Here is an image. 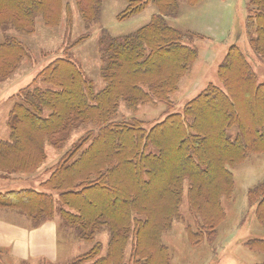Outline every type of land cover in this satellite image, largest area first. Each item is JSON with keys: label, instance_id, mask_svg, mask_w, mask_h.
<instances>
[{"label": "trees", "instance_id": "1", "mask_svg": "<svg viewBox=\"0 0 264 264\" xmlns=\"http://www.w3.org/2000/svg\"><path fill=\"white\" fill-rule=\"evenodd\" d=\"M69 1L86 29L99 21L103 0H0L5 34L0 80L28 55L7 33L30 35L37 19L54 28L65 17L70 26ZM194 1L199 0H126L122 19L150 4L157 14L124 36L101 32L102 89L97 91L72 59V50L86 39L81 37L15 97L7 121L9 140L0 141L3 176L36 173L45 160V146L60 151L84 131L39 185L43 191L0 193V210L25 217L33 229L57 220L75 240L92 244L71 264H170L162 237L181 219L184 193L197 226L194 233L186 228L187 241L195 246L224 221L221 200L234 190L229 168L264 155V83L237 46L229 48L217 67L219 84H208L180 112L173 111L170 96L197 54L187 46L192 35L166 20L177 17L179 2ZM249 5L245 36L264 63V0H250ZM143 104L163 105L167 115L148 129L136 119L118 117L121 105L135 111ZM247 200L264 228V180L247 191ZM102 232L108 235L105 255L94 242ZM244 246L264 256V239L247 240Z\"/></svg>", "mask_w": 264, "mask_h": 264}, {"label": "rangeland", "instance_id": "2", "mask_svg": "<svg viewBox=\"0 0 264 264\" xmlns=\"http://www.w3.org/2000/svg\"><path fill=\"white\" fill-rule=\"evenodd\" d=\"M249 3L250 0L179 2L177 17L166 20L168 26L183 34L192 35V40L187 46L197 54L189 73L180 80L177 91L170 96L174 112H180L183 106L202 92L208 84H219L216 77L217 67L233 45L240 48L256 73L258 81L264 83V63L249 48L248 38L244 32V27L251 17ZM69 5L72 12L70 26L66 24L65 17L54 28L43 25L40 19H37L35 30L30 35L7 33L24 45L28 55L14 69L11 76L0 80V141L9 140L7 121L15 97L30 86L48 63L60 57L64 48L81 37L86 38L72 50V59L98 91L103 87L99 76L101 63L98 41L101 32L106 31L112 37L124 36L145 26L152 16L157 14L154 5L150 4L138 14L122 19L126 0H103L99 21L86 29L74 3L69 1ZM4 36L0 30V43ZM166 115L165 107L160 104H143L135 111H129L121 105L118 111L120 119H136L145 124L147 129L164 119ZM230 133L234 135L235 131L232 130ZM82 134L84 131L73 135L60 151L45 146V160L34 174L12 177L0 174V192L27 188L41 190L39 185L49 178L58 161ZM229 171L233 176L234 190L228 199L221 200L224 221L212 231L214 234L205 233L202 241L195 246L187 241L186 228L189 227V232L194 233L197 232V226L194 217L188 212L187 197L184 193L180 207L181 219L174 222L171 230L162 237V243L170 253V264H264V256L252 253L244 246L247 240L264 239V228L256 221L254 215L255 207L250 206L247 200V191L264 180V155L249 156L242 164L229 168ZM0 217L24 227L25 230L32 228L30 221L19 214L11 212ZM57 226L59 255L57 262L50 263L41 259L20 263L11 258L6 251L0 250V264H71L91 248L92 244L75 240L72 235L59 228V223ZM94 242L101 245L100 255H105L107 233L98 234Z\"/></svg>", "mask_w": 264, "mask_h": 264}, {"label": "crops", "instance_id": "3", "mask_svg": "<svg viewBox=\"0 0 264 264\" xmlns=\"http://www.w3.org/2000/svg\"><path fill=\"white\" fill-rule=\"evenodd\" d=\"M11 212L0 210V215ZM57 224L56 221H49L37 228L25 230L24 227L0 217V250L6 251L20 263L41 259L55 263L59 259Z\"/></svg>", "mask_w": 264, "mask_h": 264}]
</instances>
